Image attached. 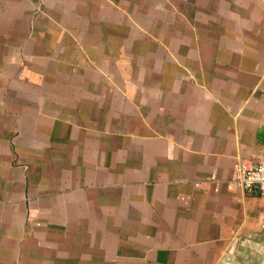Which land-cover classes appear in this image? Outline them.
Instances as JSON below:
<instances>
[{
  "label": "crops",
  "instance_id": "crops-1",
  "mask_svg": "<svg viewBox=\"0 0 264 264\" xmlns=\"http://www.w3.org/2000/svg\"><path fill=\"white\" fill-rule=\"evenodd\" d=\"M264 0H0V264H264Z\"/></svg>",
  "mask_w": 264,
  "mask_h": 264
},
{
  "label": "built area",
  "instance_id": "built-area-1",
  "mask_svg": "<svg viewBox=\"0 0 264 264\" xmlns=\"http://www.w3.org/2000/svg\"><path fill=\"white\" fill-rule=\"evenodd\" d=\"M236 182L245 191H256L264 197V160L252 168L240 167Z\"/></svg>",
  "mask_w": 264,
  "mask_h": 264
}]
</instances>
